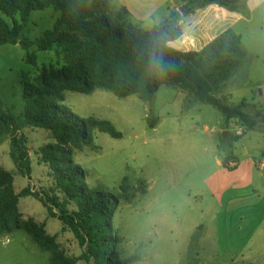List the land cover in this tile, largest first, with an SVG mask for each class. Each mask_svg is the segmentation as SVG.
Segmentation results:
<instances>
[{
  "label": "trees",
  "instance_id": "1",
  "mask_svg": "<svg viewBox=\"0 0 264 264\" xmlns=\"http://www.w3.org/2000/svg\"><path fill=\"white\" fill-rule=\"evenodd\" d=\"M249 0H181V7L152 30L135 23L118 0H0V46L20 45L27 52L26 62L36 66L37 58L29 51L37 47L47 52L58 47L66 64L39 70L31 79L22 77L25 110L21 116L5 111L0 104V135H8L10 156L22 175L30 179L31 158L25 129L50 133L52 143L37 153L51 170L55 189L35 192L30 186L19 194L14 176L0 166V238L22 232L40 252L49 254L48 264H132L138 256L122 260L118 252L121 239L115 234L114 216L122 202L135 197V188L124 178L120 192L111 194L91 189L87 172L75 165L74 154L94 147L96 132L113 139L123 135L114 125L95 117L81 118L63 106L65 93L92 95L96 90L111 92L120 99L138 96L151 102L161 87L180 90L189 104L210 105L228 124L236 121L247 131L264 124V115L254 114L253 105L242 102L229 106L219 97L234 76L238 86L248 79L249 54L241 40L227 31L201 52H182L170 46L184 35L182 13H195L217 6L247 17ZM53 8L60 14L54 27L37 41L23 36L25 25L35 11ZM21 23L9 25L2 16ZM253 113V114H252ZM153 123L151 124V127ZM55 190L64 196L61 201ZM32 197L70 231L82 250L79 257L67 255L50 236L46 225L25 220L20 199ZM74 203L76 210L69 211Z\"/></svg>",
  "mask_w": 264,
  "mask_h": 264
},
{
  "label": "rangeland",
  "instance_id": "2",
  "mask_svg": "<svg viewBox=\"0 0 264 264\" xmlns=\"http://www.w3.org/2000/svg\"><path fill=\"white\" fill-rule=\"evenodd\" d=\"M2 17L9 25L14 22L21 23L19 15L13 19ZM59 17L60 14L53 8L33 12L25 25L23 36L31 41L39 40L46 31L54 27ZM141 27L147 29L149 26ZM246 51L249 53L247 49ZM29 52L36 56V66L26 62L27 52L20 45L0 46V104L5 111L16 116H21L25 110L21 84L23 75L34 79L42 68H56L66 64L65 57L58 47L47 52L33 47ZM250 52L255 53V50ZM255 77L253 72L252 82ZM255 94L253 87L242 92V96L247 99ZM183 101L182 91L167 86L161 87L154 99L148 103L135 95L120 99L111 92L101 90H96L92 95L65 93L63 106L74 114L81 118L95 117L109 121L123 135L121 139H113L107 134L96 132V149L85 147L82 151H76L74 163L87 172L86 182L91 189L116 194L120 192L124 178H128L131 186L136 188L135 200L131 203L122 202L114 216L115 234L121 239L118 246L121 259L139 257L138 261L132 264H228L223 263L225 261L222 262L217 256L197 257V241L194 238L190 244L191 248L184 256L180 253L183 249L178 246L175 250L170 249L165 255L159 254L158 258L152 255L160 249L158 237L171 239V234L187 236L191 232L197 233L202 227L195 226L198 217L197 211L192 210L196 207L194 199L188 200V204L183 203L179 189L175 188H188V181L179 180V172L183 163H187L186 159L191 157V148L195 152L196 141L192 144L191 133L200 136L197 131H203L202 125L207 124L209 129L212 128L222 114L210 105L199 104L200 107L194 109V106L190 108L183 105ZM227 104L237 105V97ZM158 120L162 124L154 131L150 128L151 124ZM199 122L201 123L197 131L190 132V126ZM23 134L28 139L31 158L30 179L22 175L15 166L10 156V138L3 134L0 135V166L13 174L17 194L28 186L35 192L51 194L50 190L55 189L51 170L37 153L41 147L52 143L51 135L42 129H25ZM181 138H184V141ZM221 138H225L224 134H221ZM201 142L202 144L198 145V153L206 155L203 147L208 144L205 139ZM206 158L209 160L208 153ZM144 187L153 189L146 195L141 192ZM168 188L173 189L163 195ZM55 194L61 201L64 200L61 193L55 190ZM178 204L181 205V223L178 225L177 220L159 223L163 218L161 212H170L171 206L179 207ZM148 205H151V208H147ZM19 208L25 220L33 219L39 224H45L48 235H58V243L67 255L79 257L82 254L73 233L62 232L63 224L58 218L50 215L40 201L23 197L20 199ZM68 210H76V205L71 203ZM18 233L27 236L22 232ZM150 242H153L152 246ZM181 242L180 239L178 243ZM167 248L172 247H162L163 250ZM40 254L49 262V254Z\"/></svg>",
  "mask_w": 264,
  "mask_h": 264
},
{
  "label": "crops",
  "instance_id": "3",
  "mask_svg": "<svg viewBox=\"0 0 264 264\" xmlns=\"http://www.w3.org/2000/svg\"><path fill=\"white\" fill-rule=\"evenodd\" d=\"M118 2L128 10L135 23L149 26V29L144 30H152L181 7V0H118ZM247 10L249 15L245 17L212 5L195 13L182 15L184 35L170 46L182 52H201L225 32L232 31L240 38L244 49L249 51L248 54H251L250 50L253 52L255 50V53H252L251 57L249 55L247 82L239 87L238 75L234 76L219 97L224 99L226 104L237 97L235 106L246 102L256 108L254 114L264 115V0H249ZM253 72L256 76L254 82ZM250 87L254 88L256 94L250 99L244 98L242 92ZM183 94V105L190 108L194 106V109L200 107L199 104H189V98ZM200 123L191 125L190 132L197 131ZM161 124L158 120L150 128L157 131ZM202 128L203 131H197L200 136L191 133L192 144L196 141L195 152L191 148V157L186 159L187 163H183V168L179 172V180L188 181V188H175L179 189L183 203L188 204V200L194 199L196 207L192 210L197 211L198 217L195 226L202 227L199 229L200 232H191L187 236L171 234V239L158 237L160 249L158 253L154 252L152 255L158 258L159 254L165 255L170 249L175 250L178 246L183 249L180 253L184 256L191 248L190 244L194 238L197 241V257L217 256L222 262L225 261L223 263L228 264H262L264 124L256 130L247 131L236 121L227 124L222 115L212 128L209 129L207 124H203ZM225 133V138H221V134ZM181 139L184 141V138ZM203 139L208 144L203 147L206 155L198 153V145L202 144ZM92 149H96L95 144ZM207 153L209 160L206 158ZM152 189L144 187L141 192L147 195ZM171 189L173 188H168L163 195L169 193ZM135 198L136 196L132 201ZM178 206H171L170 212L162 211L163 218L159 223L177 220L179 225L181 205ZM147 208H151V205ZM180 239L181 244L178 243ZM152 243L150 242L151 246ZM162 247L172 248L163 250ZM47 261L48 259L40 254L36 244L21 233L0 238V264H48Z\"/></svg>",
  "mask_w": 264,
  "mask_h": 264
},
{
  "label": "water",
  "instance_id": "4",
  "mask_svg": "<svg viewBox=\"0 0 264 264\" xmlns=\"http://www.w3.org/2000/svg\"><path fill=\"white\" fill-rule=\"evenodd\" d=\"M182 15L183 16H186L187 15V12H183ZM224 136H226V133L224 134Z\"/></svg>",
  "mask_w": 264,
  "mask_h": 264
}]
</instances>
